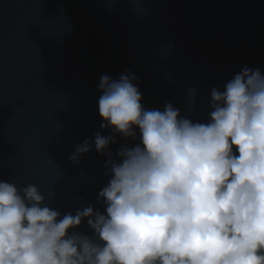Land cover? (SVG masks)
<instances>
[{"label": "water", "instance_id": "95a60500", "mask_svg": "<svg viewBox=\"0 0 264 264\" xmlns=\"http://www.w3.org/2000/svg\"><path fill=\"white\" fill-rule=\"evenodd\" d=\"M244 67L264 74V0H0V180L36 185L62 215L103 213L109 155L119 162L139 131L69 159L113 135L101 128V77L132 73L145 109L170 103L206 123L211 90ZM75 231L94 236L86 221Z\"/></svg>", "mask_w": 264, "mask_h": 264}, {"label": "clouds", "instance_id": "9594fccd", "mask_svg": "<svg viewBox=\"0 0 264 264\" xmlns=\"http://www.w3.org/2000/svg\"><path fill=\"white\" fill-rule=\"evenodd\" d=\"M136 80L101 77V128L113 135L69 157L139 131L119 162L109 155L104 212L62 215L36 185L0 180V264H264V74L244 67L214 87L206 123L170 103L145 109ZM84 221L93 237L75 231Z\"/></svg>", "mask_w": 264, "mask_h": 264}]
</instances>
